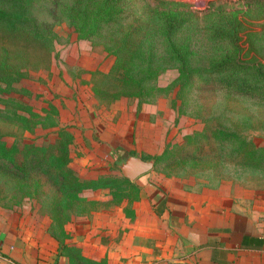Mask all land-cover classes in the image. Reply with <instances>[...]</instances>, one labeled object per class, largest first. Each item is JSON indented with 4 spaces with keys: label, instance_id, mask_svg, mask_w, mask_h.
Instances as JSON below:
<instances>
[{
    "label": "trees",
    "instance_id": "1",
    "mask_svg": "<svg viewBox=\"0 0 264 264\" xmlns=\"http://www.w3.org/2000/svg\"><path fill=\"white\" fill-rule=\"evenodd\" d=\"M244 1H248L247 9L224 1L210 2L204 11H192L171 0H0V120L19 130L22 137L55 128L59 129L58 136H70L68 130H61L59 112L52 104L48 105L50 113L15 98L19 94L31 96L28 89L18 88L30 68L50 69L53 29L66 23L76 29L80 39L102 43L115 59L109 72L101 75L103 86L107 85H94L98 97L112 102L137 98L142 106L175 90L180 100L179 116L201 122L200 131L166 149L158 158L160 164L165 159L168 164H181L192 157L201 166L222 170L230 166L240 179L250 177L264 183V146L246 134L252 118L251 108L244 102L249 97L264 102V0ZM39 19L48 30L40 27ZM29 51L44 59L27 64ZM169 70H176L179 76L167 90L158 85V79ZM217 93L223 94V100L209 103ZM190 94H203L209 101L197 100V109L189 111ZM235 100L243 106L238 122L237 110L231 107ZM261 106L264 109V103ZM10 135L14 139L19 136ZM13 142L0 135L1 162L17 163L26 158L27 154L17 150L22 144ZM23 146L32 147L27 143ZM38 147L37 152H42ZM34 155L42 158V154ZM52 156L53 167L59 170L57 175L51 174L67 201L44 213L52 220V233L59 241L67 237L65 225L89 211L85 202L99 204L83 199L84 191L109 189L113 201L128 197L124 192L132 185L129 180L115 176L83 179L70 170L66 148ZM68 201L84 204L74 210Z\"/></svg>",
    "mask_w": 264,
    "mask_h": 264
},
{
    "label": "rangeland",
    "instance_id": "2",
    "mask_svg": "<svg viewBox=\"0 0 264 264\" xmlns=\"http://www.w3.org/2000/svg\"><path fill=\"white\" fill-rule=\"evenodd\" d=\"M171 1L192 11H204L210 2L228 1L236 8L244 9L248 5V1L244 0ZM44 20L48 22L46 18ZM38 22L42 29H49L40 19ZM53 30L55 44L50 69L30 68V74L24 82L18 84V88L28 89L31 96L19 94L15 98L39 111L43 108L50 111L48 105L52 104L59 112L57 120L61 130L65 133L68 130L70 136L59 137V129L55 128L35 130L33 135L25 134L22 137L19 130L11 129L6 125L8 122L0 120V135L7 142L16 140L18 144H22L17 146V150L27 154L25 159L20 158L17 163L0 161V224L22 230L31 240L42 236L45 229L48 232L46 225L50 220L44 211L64 206L67 201L51 174L53 171L57 175L59 170L58 167H53V153L58 156L66 148L70 155V170L83 179L105 177L107 174L122 176L115 164V157L127 158L135 153L148 159L159 154L168 145L180 143L183 137L202 129L199 120L179 116L180 100L175 90L161 96L153 104L143 103L142 106H139L137 98L110 102L109 98L102 95L98 97L94 92V85L95 88L103 86L101 75L112 68L114 57L105 51L102 43L80 39L76 29L66 23L55 26ZM28 56L29 65L44 59V56L39 58L30 51ZM178 76L176 70H169L159 77L158 85L168 90ZM106 85L107 83L102 88ZM199 96L189 95V111L197 109V100L199 103L209 101L203 94ZM223 98L221 93L216 96L214 94L209 103H217V100ZM237 101H232L231 107L237 110L238 122L243 106ZM244 102L251 108L249 115L252 118L251 128L246 134H250L258 145L264 146V109L261 106L264 102L258 97L246 98ZM231 113L230 116L233 115ZM10 134L19 136L14 139ZM26 143L32 146L31 149L23 146ZM36 146L42 147V152H37ZM34 153L36 156L42 154V158H36ZM148 178L157 180L158 176ZM87 196L99 201L106 198L105 193ZM68 203L75 210L84 201ZM85 206L94 207L92 203L86 202ZM95 206L96 209L97 206L102 209L101 204ZM118 212L116 209L100 214L102 221L113 224L108 229L113 232H116L117 224L121 225Z\"/></svg>",
    "mask_w": 264,
    "mask_h": 264
},
{
    "label": "crops",
    "instance_id": "3",
    "mask_svg": "<svg viewBox=\"0 0 264 264\" xmlns=\"http://www.w3.org/2000/svg\"><path fill=\"white\" fill-rule=\"evenodd\" d=\"M169 146L148 159L133 155L154 161L136 180L125 177L123 158L115 157L123 175L106 176L129 180L128 197L113 201L109 189L84 191L81 197L102 209L73 217L61 241L49 217L48 232L35 240L0 224V264H264V183L240 179L230 166H201L192 157L160 164ZM94 193L106 198H88ZM116 209L121 225L113 232L100 214Z\"/></svg>",
    "mask_w": 264,
    "mask_h": 264
},
{
    "label": "water",
    "instance_id": "4",
    "mask_svg": "<svg viewBox=\"0 0 264 264\" xmlns=\"http://www.w3.org/2000/svg\"><path fill=\"white\" fill-rule=\"evenodd\" d=\"M119 168L122 170L125 177L130 180H136L138 177L150 172L154 168V161H144L139 156L129 155L127 158H123L119 164Z\"/></svg>",
    "mask_w": 264,
    "mask_h": 264
}]
</instances>
